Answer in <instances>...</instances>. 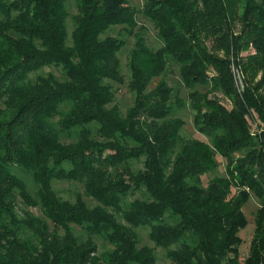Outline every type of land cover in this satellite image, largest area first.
I'll return each mask as SVG.
<instances>
[{
	"label": "trees",
	"instance_id": "trees-1",
	"mask_svg": "<svg viewBox=\"0 0 264 264\" xmlns=\"http://www.w3.org/2000/svg\"><path fill=\"white\" fill-rule=\"evenodd\" d=\"M68 2L0 0V264H158L138 228L170 264H241L251 198L260 209L244 264H264V0H74L71 32ZM139 16L156 29L158 51L144 26L134 32ZM114 27L136 37L125 114L113 104L126 42L103 37ZM171 65L201 138L182 136L174 111L186 103L165 80ZM46 67L60 79L31 78ZM221 163L224 174L205 184ZM61 181L83 186L96 206L81 194L61 199ZM137 192L145 199L128 202ZM94 236L111 251L99 253Z\"/></svg>",
	"mask_w": 264,
	"mask_h": 264
},
{
	"label": "rangeland",
	"instance_id": "rangeland-1",
	"mask_svg": "<svg viewBox=\"0 0 264 264\" xmlns=\"http://www.w3.org/2000/svg\"><path fill=\"white\" fill-rule=\"evenodd\" d=\"M131 4L133 6L138 7V8H142L143 4H144V0H131ZM68 12L70 14V17L68 19V29H69V32H71L73 30L72 16H74L77 13V9H76V5H75L74 0H69ZM137 21L139 23L138 28L135 29L134 32L138 33L139 28L141 26H144L146 28V30L142 31L141 34L144 37V39L146 40L147 45L152 47V49L154 51H158L161 48L162 44L158 38L157 31L154 28V26L149 21H147L145 18H143L142 16H139ZM105 36L117 37V38H120L126 42L125 47L123 48V50L119 54V57L121 60V67H122L121 71L125 77V84H123V85L114 84V89H116L117 92H116V99H115V102L113 104V105H117L120 108V110L122 111V113L125 114L132 107V105L134 103V99H135V95L132 91H130V89L128 87V83L130 82V79H131V73H130V69H129V61H130V57H131V52L135 47L136 37L126 33L122 29V27L112 28L103 37H105ZM251 52H253V50H251ZM248 54H249L248 52H245L242 55L246 56ZM233 72H234L235 83H236V86L238 88V91L240 93H243L244 87L242 84V79L240 77V73H239L238 69L235 68V66H234ZM49 73L55 74L56 77L60 79V70L52 68V67L51 68L46 67V68L42 69L41 71H39L38 73L32 74L31 78L35 80L39 75H42V76L45 75L46 76ZM164 77L170 86H174L176 88H179L180 97L186 103L185 107L181 108L179 106L177 107V105L175 104V100H173V103L175 104L174 115L176 117L181 118L185 122V126H184L183 131H182V136H184L186 138H201L195 132V129L193 126L194 112L189 107L190 102L187 98V92L183 86H180L178 84L180 82L179 67L176 65H171L167 69V72H166ZM158 80L159 79H156L154 81V83L150 86V89H153L155 87ZM218 96H219L221 102L228 109L231 110L232 109L231 102L221 94H219ZM255 118L257 121L250 120L251 132H257L258 124H260L258 119H257V115H255ZM67 141H69V139H67ZM220 160L221 159H219V161ZM220 162H222V161H220ZM220 165H221V167L218 170V173H214V174H211L209 176L203 177L205 184H207L208 180L213 178V176H215L217 174H224V171H225L224 167L225 166L223 163H221ZM132 167L134 169H142L144 167V158H142L141 160H138V161L133 160L132 161ZM19 175H21V177H23L27 181V183L30 184V187L32 186L31 185L32 182L25 175H23L21 172H19ZM53 188H54V191L57 193V195L63 200L75 201L76 195L81 194L83 196L84 200L88 203V205L90 207L96 206V203L86 196L83 186H81L78 183L70 182V181L54 182ZM136 199H145V197L143 196V194L141 192H137L134 195L128 196L127 201L132 202ZM259 209H260L259 200L255 199V198H251L248 201V203L246 204V206L243 208L244 214L246 215V218L248 220V225L239 234L243 240V243L240 246V263L241 264H244V260L247 258L248 253H249L250 244H251L252 238L254 236V231H255L254 220L256 217V213ZM26 210H28L29 212H31L34 215H37V216L40 215L41 216V212H40L39 207H28ZM74 231L80 240H86L88 238V235H86L85 233L80 231L79 228L74 227ZM136 232L140 235V247L148 246L151 248H155V252H156L157 257H158V264H170V262L167 258L166 250H164L162 248H156L155 243L150 239L149 229L138 228V229H136ZM61 234H62V232H61ZM94 240L96 241V243L99 247V253L102 254L104 252L111 251L110 245L107 242H105L101 237L94 236Z\"/></svg>",
	"mask_w": 264,
	"mask_h": 264
},
{
	"label": "built area",
	"instance_id": "built-area-1",
	"mask_svg": "<svg viewBox=\"0 0 264 264\" xmlns=\"http://www.w3.org/2000/svg\"><path fill=\"white\" fill-rule=\"evenodd\" d=\"M233 71H234V68H233ZM241 77V76H240ZM242 84H243V82H242ZM244 87V86H243Z\"/></svg>",
	"mask_w": 264,
	"mask_h": 264
}]
</instances>
